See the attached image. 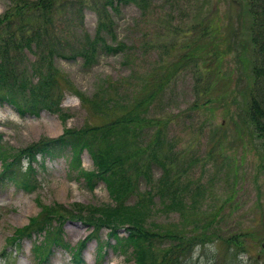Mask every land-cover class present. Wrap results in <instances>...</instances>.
Returning <instances> with one entry per match:
<instances>
[{
    "label": "rangeland",
    "instance_id": "obj_1",
    "mask_svg": "<svg viewBox=\"0 0 264 264\" xmlns=\"http://www.w3.org/2000/svg\"><path fill=\"white\" fill-rule=\"evenodd\" d=\"M21 1L0 0V18L14 11ZM103 1L85 0L82 11H76L78 5L66 4L64 9H56L53 20L48 22L51 33L48 47L54 52L52 56H44L51 57L49 63L47 59L44 62V69L46 72L48 66H53L63 87L65 96L61 105L66 119L46 109L39 115H22L13 105L0 104L3 140L9 147H24L43 136H58L65 127L103 128L123 113L118 105L102 100L107 99L110 81L130 78L123 91V101H128L142 78L158 74L162 77V88L156 100L150 103L147 114L167 118L164 147L169 146L173 156L174 153L177 156V160L171 157L168 162L176 160L173 168L179 172V178L172 190L176 201L181 197L182 202L174 203L171 194L162 191L160 194L156 190L154 181L161 173L160 168L152 169L147 179H139L138 174L126 166L124 173L129 176L133 189L125 202L143 215L152 229L150 232L155 233L149 237L150 243L143 245L157 259L174 239L168 232L180 237L173 242H181L182 247L186 242L183 236L195 232L191 230L193 221L200 225L202 220L211 219V227L217 235H212V240H197L190 251L177 252L181 264H264V150L257 137L239 133L227 106L215 99L214 93L229 81V76L223 72L232 69V77L237 76L234 52L228 49L220 62L213 54L199 60L204 68L215 67V63L221 69L220 75H209L213 86L209 96L200 94L199 89L206 87L209 79H197L194 60L179 64L175 69L171 65L168 73L165 70L188 51L193 36L204 34L207 38L209 24L212 27L219 23L222 27L229 25L233 33L229 41L232 42L237 34V21H242V26L250 21L244 0H147L144 10L130 2L119 12L110 5L104 6ZM95 7L105 12V27L100 28ZM52 27H55L53 32ZM99 29L102 32L98 33ZM102 37L113 44L118 40L125 42L127 58L123 52L106 53L98 49L96 62L87 67L81 57L68 59L58 55L89 51L90 42ZM26 56L31 71L32 62L37 65L41 57L38 59L30 50L26 51ZM31 77L38 79L36 75ZM109 134L114 135L108 131ZM125 139L129 144L133 137L128 135ZM134 143L129 147L124 144L123 151ZM149 151L145 149L141 154ZM37 158L33 164L40 182L38 188L26 191L13 182L0 187V264H136L129 252L114 247L115 238L109 236L108 228L103 227L98 235L89 236L90 228L77 220L67 221L62 230L69 245L53 244L46 260H40L34 251L35 241L42 240L44 232L23 236L18 244L9 242L16 227L28 223L42 210V205L79 208L113 202L103 181L93 190L87 187L84 178L70 167L67 155L44 157L39 153ZM82 163L88 170L94 167L87 150L82 154ZM1 169L0 159V172ZM138 199L137 208L134 202ZM195 215L198 219L193 217ZM120 234H125L124 228H120ZM234 236L236 240L230 238ZM83 239H86L83 261L78 262L73 251ZM168 263L173 264L172 259Z\"/></svg>",
    "mask_w": 264,
    "mask_h": 264
},
{
    "label": "trees",
    "instance_id": "obj_2",
    "mask_svg": "<svg viewBox=\"0 0 264 264\" xmlns=\"http://www.w3.org/2000/svg\"><path fill=\"white\" fill-rule=\"evenodd\" d=\"M83 1L85 2V0H22L21 5L15 6L14 11L0 18V103L12 104L21 114L38 115L41 110L46 109L57 113L61 119H66L61 105L65 96L63 87L59 84L53 66H48L46 72L44 69V62L47 59L49 63L51 58L44 56H52L54 52L53 48L48 47L51 43L48 22L53 20L56 9H64L66 4H71L73 7L78 5L76 11H82ZM146 1L104 0L103 5H110L119 12L123 5L132 2L144 10ZM243 3L250 14V21H247L246 26L244 23L242 26V21H237V34L232 42L229 41L233 36L229 25L222 27V23H219L212 27L213 25L209 24L210 31L207 38L204 34L193 36L188 43V51L172 61L165 70L168 73L171 65L175 69L179 64L194 60V74L197 79H209L206 87L198 88L200 94L209 96L213 91L209 75H220L221 69L215 63L213 65L216 68L212 65L204 68L199 60L207 59L213 54L217 55L216 61L220 62L228 53V49L233 51L237 76L232 77V69L223 72L229 76V81L215 89V99L227 106L226 110L238 127L239 133L242 131L251 137H257L260 140L259 145L264 150V0H244ZM94 10L99 16L100 28L105 27L107 24L105 12L97 11L96 7ZM105 11L107 15V10ZM33 21H43V23L34 24ZM54 30L55 27H52V32ZM193 30L192 27L191 31ZM98 31V33L102 32L101 29ZM116 34L115 32V37ZM217 36L218 40H216ZM127 48L128 45L122 40L113 44L102 37L90 42L89 51L77 50L73 54L58 53V55L69 59L81 56L83 64L90 67L96 62L95 53L98 49L106 53L123 52L127 58ZM28 50L38 59L39 56L41 57L37 65L32 62L31 71L26 56ZM32 75H36L38 79L33 80ZM129 80L130 78L127 77L126 81L123 78L110 81L106 89L107 99L102 100L118 105L123 113L107 123V126L103 125V128L101 126L80 129L65 127L64 132L58 136H43L24 147H9L0 131L2 161L0 187L13 182L20 188L33 191L40 186L35 176L37 169L33 164L38 160V154L41 153L44 157L67 155L70 167L76 170L77 176L84 178L90 190H93L99 181H103L113 200L112 203L104 206L81 205L79 208L42 205V210L36 216H32L28 223L16 227L8 238L10 243H19L23 236L45 230V240L40 243L35 242L34 248L40 260H46L53 243L69 245L62 233L63 225L69 220H78L90 228L89 236L98 235L103 227L108 228L109 236L115 238L114 247L129 252L136 264H167L171 259L173 264H181L182 259L176 255L177 252L190 251L197 240L200 242L205 239L212 240L211 236L217 235L211 227V219L202 220L200 225H197L195 220L191 229L195 232L188 237L183 236L186 242L181 245L182 247H180L181 242L174 244L173 241L180 237H176L172 231L167 233L174 238L171 246L157 259H154L152 251L146 250V246L143 245L144 242L150 243L149 237L151 238L155 233L150 232L152 229L144 221L143 215L130 208L125 202L126 196L133 189L130 188L132 184L129 182V176L124 173L126 166L129 165L130 169L138 174L139 179H147L152 169L160 168L161 173L154 181L156 190L160 194L161 191L171 194V201H175L174 203H181L182 199L179 197L176 201V195L172 190L175 181L179 178V172L173 168L177 156L175 153L173 156L169 146L164 147V128L167 126V118L147 114L150 103L159 96L162 77L156 74L142 78L135 87L132 98L123 101V91H126ZM205 102L207 100L203 105ZM194 105L197 106V102H194ZM99 128H101L100 132L97 131ZM108 131L114 135H107ZM128 135L133 137L129 144L135 143L130 149L123 151L122 146L129 145L125 141ZM101 142L103 145H100ZM145 149L150 150L148 154H141ZM85 150L89 152L94 163L91 170L86 169L82 163V154ZM171 157L176 160L168 162ZM137 203L139 199L134 202L135 207ZM193 217L198 219V215ZM120 228L125 229L124 235L120 234ZM230 238L237 239L235 236ZM85 243L86 239H83L73 251L78 262L83 261L82 248ZM99 254L101 257L104 256L103 253Z\"/></svg>",
    "mask_w": 264,
    "mask_h": 264
}]
</instances>
